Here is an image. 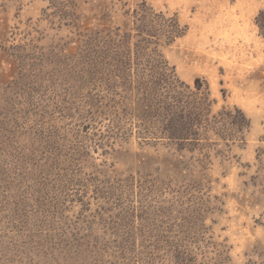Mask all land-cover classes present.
I'll list each match as a JSON object with an SVG mask.
<instances>
[{
    "label": "rangeland",
    "instance_id": "rangeland-1",
    "mask_svg": "<svg viewBox=\"0 0 264 264\" xmlns=\"http://www.w3.org/2000/svg\"><path fill=\"white\" fill-rule=\"evenodd\" d=\"M0 264H264V0H0Z\"/></svg>",
    "mask_w": 264,
    "mask_h": 264
},
{
    "label": "trees",
    "instance_id": "trees-1",
    "mask_svg": "<svg viewBox=\"0 0 264 264\" xmlns=\"http://www.w3.org/2000/svg\"><path fill=\"white\" fill-rule=\"evenodd\" d=\"M171 19H172V23L167 25V34L171 38L172 37L176 38V37L182 35V33L184 31H183V28L181 27L178 19H176L174 17ZM158 81H159L160 87H162L167 92H171L170 93L171 97H173L176 93V95H177L176 97L180 98L179 97V93L181 91L180 84L183 83L180 81V79H176V78L172 77V74H169L167 72L166 73L163 72V73H161L160 77L158 78ZM196 82H197L196 88L201 91L203 85H202L200 79H197ZM207 92H209L208 88H207ZM178 101H180V100H178ZM167 104L171 105L170 102H168ZM165 109L168 111V114H169V112H170L169 110L171 109V107L166 106ZM182 109H183V111L181 112L182 118H181L180 123L185 125L186 126L185 128L178 129L179 131H176L174 121H171V118L167 119V121H165L163 124L164 130L170 138H175V139L189 138L188 135L192 134V130H193L192 125L194 123V120H198L201 116L205 115L206 111H208L209 100L207 98L205 99V101L200 99L199 103H197V105L183 106ZM188 114H189V116H188ZM169 117H170V115H169Z\"/></svg>",
    "mask_w": 264,
    "mask_h": 264
}]
</instances>
